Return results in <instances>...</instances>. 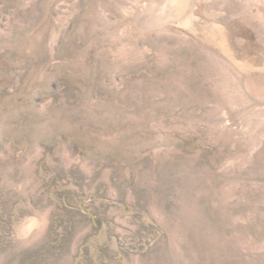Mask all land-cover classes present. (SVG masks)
<instances>
[{"label":"rangeland","instance_id":"obj_1","mask_svg":"<svg viewBox=\"0 0 264 264\" xmlns=\"http://www.w3.org/2000/svg\"><path fill=\"white\" fill-rule=\"evenodd\" d=\"M0 264H264V0H0Z\"/></svg>","mask_w":264,"mask_h":264}]
</instances>
